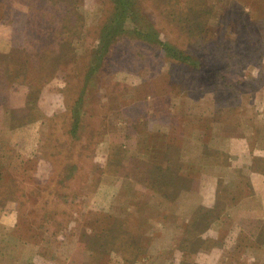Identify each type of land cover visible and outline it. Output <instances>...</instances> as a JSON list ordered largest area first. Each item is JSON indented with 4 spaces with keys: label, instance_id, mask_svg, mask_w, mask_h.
<instances>
[{
    "label": "rangeland",
    "instance_id": "obj_1",
    "mask_svg": "<svg viewBox=\"0 0 264 264\" xmlns=\"http://www.w3.org/2000/svg\"><path fill=\"white\" fill-rule=\"evenodd\" d=\"M122 2L0 0V264H264V0Z\"/></svg>",
    "mask_w": 264,
    "mask_h": 264
},
{
    "label": "trees",
    "instance_id": "obj_2",
    "mask_svg": "<svg viewBox=\"0 0 264 264\" xmlns=\"http://www.w3.org/2000/svg\"><path fill=\"white\" fill-rule=\"evenodd\" d=\"M117 2H118V4H117V9H119V10H121L120 8H122V6L124 7L127 3H125V2H122V0H117ZM122 5V6H121ZM37 11V10H36ZM46 42L42 45V47L43 48H40L39 50H38V52L37 53H43V51L42 50H44V48H47L46 47ZM181 54L182 53H180V56H179V59H181V60H185L182 56H181Z\"/></svg>",
    "mask_w": 264,
    "mask_h": 264
}]
</instances>
